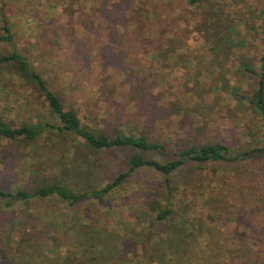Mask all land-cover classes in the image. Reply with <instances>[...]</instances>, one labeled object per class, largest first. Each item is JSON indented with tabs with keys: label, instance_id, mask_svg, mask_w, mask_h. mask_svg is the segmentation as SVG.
I'll return each mask as SVG.
<instances>
[{
	"label": "rangeland",
	"instance_id": "1",
	"mask_svg": "<svg viewBox=\"0 0 264 264\" xmlns=\"http://www.w3.org/2000/svg\"><path fill=\"white\" fill-rule=\"evenodd\" d=\"M212 1L238 16L250 53L264 54V0H204L205 7L189 0H0V34L6 23L13 38L0 42V51L13 46L25 55L88 126L111 132L137 126L152 141L174 143L176 151L210 138L233 152L260 149L236 161L188 160L168 180L142 167L103 198L75 205L57 197L10 206L0 200V264H157L161 250L143 259L141 241L127 240L130 229L149 227L151 242L165 235L183 240L179 257L162 264H264V123L229 88L238 84L250 93L256 82L248 74L238 80L236 63L213 66L195 28ZM37 97L0 73V115L9 124L39 118L58 124ZM135 152L92 151L74 135L43 136L31 146L0 138V188L29 189L34 170L43 174L45 166L46 174L66 176L70 188L91 191L126 170ZM143 154L163 159L154 150ZM167 189L173 220L144 223L131 204L153 196L163 203ZM106 240L111 243L103 247Z\"/></svg>",
	"mask_w": 264,
	"mask_h": 264
},
{
	"label": "trees",
	"instance_id": "2",
	"mask_svg": "<svg viewBox=\"0 0 264 264\" xmlns=\"http://www.w3.org/2000/svg\"><path fill=\"white\" fill-rule=\"evenodd\" d=\"M191 4H201L204 6V0H189ZM210 7L202 9L203 21L196 25V31L201 33L206 41V46L210 50L213 66L219 69L226 68L227 63H236V76L239 80L242 75L248 74L255 78L256 85L250 93H243L238 84L229 86L231 95L241 106L244 103L251 108V111L257 113L264 123V54L256 56L250 53L249 43L244 37L243 32L237 25L238 16H233L230 12H225L224 8L218 7L217 1H212ZM205 7V6H204ZM237 14V12L235 11ZM146 26V25H145ZM3 33L0 34V42L12 44L13 38L10 29L6 23L1 26ZM144 31L147 28L144 27ZM241 51H237V49ZM157 52V51H156ZM155 50L152 53L156 54ZM167 56L170 57V51L166 50ZM168 57V58H169ZM258 64V65H257ZM258 66L257 68L255 66ZM227 69V68H226ZM0 73L8 74L11 77L18 78L21 84L37 92V100L43 107H46L49 116L56 119L58 124L50 123L40 119L33 123H22L11 125L0 115V138L7 140H21L25 146L35 145V143L44 136L49 140L52 137H67L74 135L80 138L87 148L92 151H102L108 149H117L130 147L138 150L131 154L127 159L126 170L120 172L111 182L106 183L103 187L91 191H76L67 184V177L63 174L54 173L46 174L34 170V184L29 189L5 190L0 188V200L5 205L10 206L14 201H27L33 198H51L57 197L67 201L70 205H75L82 200L93 198L101 199L108 195L111 190L119 186L131 173L142 167H150L168 180V176L178 167L185 164L188 160L195 164H204L220 160L236 161L251 156L255 151L260 149L253 148L248 151H231L228 145L217 138L200 140L191 145H185L176 151L174 143H162L150 140L145 132L127 124V131L118 130L111 132L104 125L91 127L83 123L82 118L73 107L65 105L61 94L51 88L50 83L43 77L42 73L37 71L28 61L27 57L15 48L11 51H0ZM226 86L227 81H225ZM35 100V99H34ZM36 101V100H35ZM200 101L202 98L200 97ZM140 107V105H139ZM134 105V114L140 113V108ZM51 138V139H50ZM148 150L159 152L162 160L150 158L143 154ZM43 170V166L41 165ZM62 176V177H60ZM161 197H152L145 201L136 202V208L144 216V223L149 224L148 218L153 219L157 224H163L173 220L176 211L172 207V196L170 190H166L164 202L159 201ZM184 213V211H182ZM143 222V221H142ZM22 228V225H20ZM177 227H180L178 225ZM154 228V227H153ZM153 228H142L135 232L130 229V237L127 240L141 241V257L153 256V250H161L155 262L175 261L174 256L183 252V240L173 238L171 235L159 236L155 241L151 240ZM181 228V229H180ZM180 231H186L180 227ZM183 229V230H182ZM177 232V231H176ZM178 233V232H177ZM81 238L82 233L76 234ZM157 237V235H156ZM101 242L104 241L100 240ZM98 241V243H101ZM111 242L106 240L103 247H107ZM161 243L163 244L161 247ZM166 249V251H165ZM168 253V254H167ZM171 253V254H169ZM179 257V256H178ZM177 257V258H178ZM140 262V258L135 259ZM150 264V262L148 263Z\"/></svg>",
	"mask_w": 264,
	"mask_h": 264
}]
</instances>
